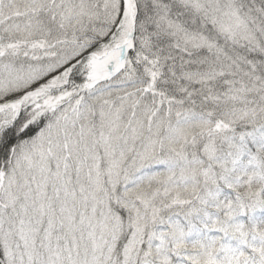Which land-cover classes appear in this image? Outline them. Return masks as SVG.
I'll list each match as a JSON object with an SVG mask.
<instances>
[{
  "label": "snow or ice",
  "instance_id": "obj_1",
  "mask_svg": "<svg viewBox=\"0 0 264 264\" xmlns=\"http://www.w3.org/2000/svg\"><path fill=\"white\" fill-rule=\"evenodd\" d=\"M0 264H264V0H0Z\"/></svg>",
  "mask_w": 264,
  "mask_h": 264
}]
</instances>
